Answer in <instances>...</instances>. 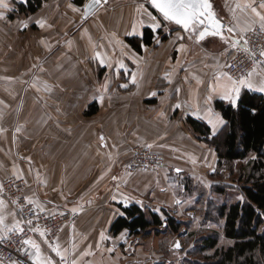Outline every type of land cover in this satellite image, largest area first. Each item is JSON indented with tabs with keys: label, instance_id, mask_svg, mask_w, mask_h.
Wrapping results in <instances>:
<instances>
[{
	"label": "crops",
	"instance_id": "1",
	"mask_svg": "<svg viewBox=\"0 0 264 264\" xmlns=\"http://www.w3.org/2000/svg\"><path fill=\"white\" fill-rule=\"evenodd\" d=\"M140 1L146 4L145 0ZM212 1L217 18L226 27L236 26L233 38L249 32L240 33L239 28L246 27L254 17L250 12L235 9L236 3L249 0ZM251 2L255 6L261 0ZM138 7L135 8L140 19L136 20L137 29L131 37H142L144 29L150 28L147 16L139 13ZM133 9L134 6H129L127 11L132 14ZM233 11L237 21L233 20ZM114 13L108 20L114 27L120 23L125 31L132 25L131 16L122 23L121 12ZM117 17L119 21L115 22ZM22 22L25 21L0 22V185L11 178L24 180L27 199L40 210L80 214L78 224L66 229L59 238L58 247L65 259L61 261L38 239L32 243L39 246V259L50 258L53 264H155L158 260L140 262L145 256L138 249L137 258L125 254L130 248V238L148 240L151 230L138 236L125 230L114 236L113 225L125 216L121 207L136 205L145 213L158 214L163 221L167 219L166 212L181 222L186 231L193 230L199 220L195 208L200 198L188 195L185 179L191 180L189 187L195 190L210 188L212 183L208 179L216 172L218 155L214 148L200 142L185 122L192 117L211 128L207 119L201 118L208 108L222 117L215 104L229 103L219 91L212 93L210 89L216 85L215 78L226 73L234 48L218 36H208L199 42L195 37L188 39L187 32L178 29L167 41L158 40L154 47H145L142 54L131 51L123 58H103L108 61L105 63L108 70L117 69L120 61L127 62L124 78L127 87L121 86L125 85L120 76L124 69L119 70V75L114 71L115 78L109 76L91 94L87 78L92 71L54 69L52 76L64 78L59 79L60 85L49 86L53 95H48L47 105H41L38 98L41 86L24 84L23 78L38 67L40 44L45 43L32 32L25 37ZM26 23L27 28L33 25L30 21ZM160 30L163 26L154 32ZM132 76L136 77L135 84ZM252 79H264V71H255ZM105 83L107 91L102 90ZM244 91L264 96L258 90L242 89L241 94ZM93 104L99 112L89 117L87 112ZM134 147H148L161 153L165 166L158 172L127 173L124 168L133 156ZM0 200L4 226L11 229L0 227L2 239L18 230L15 226L18 223L20 227L21 217L13 204L2 197ZM179 259H183L181 254ZM33 262L37 264L35 248Z\"/></svg>",
	"mask_w": 264,
	"mask_h": 264
},
{
	"label": "trees",
	"instance_id": "2",
	"mask_svg": "<svg viewBox=\"0 0 264 264\" xmlns=\"http://www.w3.org/2000/svg\"><path fill=\"white\" fill-rule=\"evenodd\" d=\"M76 4L82 7L84 1L77 0ZM42 5L43 0H29L27 4L19 6V13L36 14ZM151 11L158 15L154 9L151 8ZM159 37L164 42L170 36L162 30L156 33L146 28L142 37H128L126 41L136 53L142 54L145 47H154ZM215 109L226 121L223 129L215 136L202 121L188 117L185 123L200 142L214 148L218 155L217 171L211 178L215 179L217 174L225 175L226 171L231 178L239 170V190L244 199L231 205L218 206L210 199L211 211L215 209L213 212L216 217L206 212L204 220L206 223L223 222V228L221 231L191 232L186 240L193 238L196 244L180 261L183 264H264V96L244 91L238 106L218 101ZM98 112V106L93 104L87 115L90 117ZM190 183L187 181L186 186ZM214 190L224 194L223 189ZM121 209L125 216L113 225L114 236L125 230L131 236H138L159 228L178 235L183 227L181 222L166 212L164 215L167 219L163 221L158 214L145 213L136 205ZM223 238L230 244L222 245ZM177 262L165 258L155 264H180Z\"/></svg>",
	"mask_w": 264,
	"mask_h": 264
},
{
	"label": "rangeland",
	"instance_id": "3",
	"mask_svg": "<svg viewBox=\"0 0 264 264\" xmlns=\"http://www.w3.org/2000/svg\"><path fill=\"white\" fill-rule=\"evenodd\" d=\"M28 1L29 0H27V3ZM83 1L85 6L88 0ZM76 2L77 0H43L42 8L36 14H20L19 6L21 4H27L23 3L22 0H8L9 6L14 9V11L0 9V12H4V18L0 19V22L14 23L30 21L33 25L29 28H24L23 35L27 37L28 33L32 32V35L41 38V43L44 40L45 44H40L41 61L38 67L33 69L35 70L33 74L23 78L24 84L30 85L32 83H38L41 86V92L38 94L39 100L42 101L40 103H43L41 105H47V100H49L48 95H50V97L53 95L49 92L51 91L49 86L53 87V85H60L59 79L64 78L63 76H52V70L54 69L57 71L60 70L59 72L66 68H84L85 70L92 71V74L89 73L87 78L89 94L93 92L96 85H99L105 79H109V76H111L112 79L113 77L115 78V70H108L105 67V64L100 63V59L110 56H113V59H117V57L123 58L124 56H127L129 52L134 51L126 39L131 37L132 32H134V26L135 29H137L136 20L140 19L135 7L140 6L141 4L146 5V7L148 6L147 3L145 4L140 0H109L108 4L98 10L93 17L84 20V6L79 7ZM129 6H134L132 14L127 11ZM148 7L150 8V6ZM74 9H80V11ZM213 10L215 11L216 9L213 8ZM114 11L121 12L120 22L122 23L127 17L129 18V16H131L132 20L129 21H132L130 22L132 25L128 26L125 31L122 29L123 25L120 23H117V26L114 27L112 21L108 22V20H111L109 19V16L116 14ZM158 16L159 15H157V17ZM38 20L45 22L43 28L37 25L36 21ZM117 21H119L118 17L115 19V22ZM178 29L181 30L183 28L179 25L168 24L165 22L162 31H164L166 35L171 36ZM186 35L189 36V33H186ZM241 37L236 39L239 40ZM160 39L162 38L159 37V40ZM78 50H80V55H78ZM97 52L101 54V57H96ZM124 65L126 68L120 69H124L125 73L121 72L120 76L122 78V83L127 84V81L124 80L127 76V62H124ZM126 135L127 138H130L131 136L128 131L126 132ZM157 153L163 156L161 153ZM124 169L129 173L127 165ZM187 181L188 183L191 182V180L185 179L186 184ZM208 181H211L212 183L210 188L199 187L195 190L191 188V183L186 186L188 195H196L200 198V202L197 205L198 207L195 208L196 216L199 220L195 223L192 231L191 229L186 231L185 228H182V232L180 231L181 234L179 236L170 231L167 233L161 228L158 230L151 229L150 238L148 240L144 237L130 238L128 240V243L131 242L129 245L130 248H127L128 250L125 254L137 258L138 256H136V253L139 255L138 251H141L145 257L142 261H139L144 263L147 261L153 262L154 260L164 261L165 258L167 261H178L181 259H179L180 254L185 258L189 247L192 249L194 248V244H196V241L193 238L192 240H186L191 232L202 233L204 231H221L223 228V222L210 221L206 223L203 216H205L204 214L206 212H210L216 217L213 212L215 209L211 211V202L209 203L210 199H213V203L216 206L223 204L231 205L243 201L239 199V197L242 196L239 190L241 185L238 184L239 170L237 169L234 176L231 175V178L229 177L228 171H226L225 175L224 173L217 174L215 179L210 176ZM189 185L191 187H189ZM219 188L223 189L224 194L214 190ZM187 220L189 219H186V221ZM161 230L163 231L161 232ZM176 242H179L181 245L179 249L175 248ZM221 243L222 245L230 244L228 241L224 240V238ZM140 246L141 248H139ZM137 249L138 251H136ZM175 250L179 251L180 254L174 252ZM135 260L137 261V259ZM131 261L134 262L133 260ZM139 261L137 262L139 263ZM181 261L180 264H183Z\"/></svg>",
	"mask_w": 264,
	"mask_h": 264
},
{
	"label": "snow or ice",
	"instance_id": "4",
	"mask_svg": "<svg viewBox=\"0 0 264 264\" xmlns=\"http://www.w3.org/2000/svg\"><path fill=\"white\" fill-rule=\"evenodd\" d=\"M23 3H27V0H22ZM104 3L107 0H103ZM148 6L154 9L158 15H153L152 12L148 11V8L145 7L144 4H141L137 11L147 16L148 18V26L156 31L164 26V22L168 24L179 25L183 28V30L189 33L188 39H193L195 37L196 41H203L208 36L220 37L225 44H230L232 48H236L240 44V40L232 37V34L236 32V26H228L226 27L223 22L217 18L215 11L213 10V5L211 0H146ZM101 5V0H91L90 3L84 6L83 18L87 19L89 14H92L94 10ZM0 9H5L7 11H14L9 6L8 0H0ZM236 10L250 12L254 19L251 20L246 27L239 28L240 33H246L247 31H254L253 25L258 24L259 28L264 30V0L254 6V4L249 0L247 3H236ZM76 11H80V9H74ZM4 18V12H0V19ZM237 17L235 11H233V20L237 21ZM23 27L27 28L28 24L26 22H22ZM37 25L41 28L44 27L45 22L42 20L36 21ZM143 23V22H141ZM135 32V26L133 28ZM227 33L228 35H226ZM183 39V37H179ZM244 51L252 58L254 64H264V61H257L256 56L257 53L247 48L248 41L244 40ZM183 48V45H181ZM261 57H264V50L259 52ZM96 57H101L99 52L96 53ZM101 64L108 63L105 59H100ZM110 66V64H109ZM226 67H231V65H226ZM120 68H126L122 61L119 62V67L115 69V73L119 75ZM255 74V70L252 72H248L245 75H242L238 78H233L231 75L227 73H221L218 77H216V85L212 86L210 91L212 93H216L219 91L221 98L227 101L233 107L238 106V102L240 100V94L242 89L248 90H258L264 93V79L259 81H254L252 79ZM133 84L136 83V77L132 76ZM171 82V81H169ZM35 87V84L33 85ZM122 87H127V85H121ZM107 83L102 85V90L107 91ZM152 95H156V93H152ZM211 95H209L208 100H211ZM101 103H103V95L99 97ZM177 108L180 105H176ZM201 118L207 119L208 124L211 126L210 131L213 136L217 134L218 128L226 124V121L220 117L219 115L212 112L211 108L207 109L205 115ZM103 140V137H101ZM151 147V145H148ZM179 171V169L177 170ZM115 179V178H114ZM2 188V185H0ZM115 199V197H114ZM239 199L243 200L244 197L240 196ZM29 203H33V201L29 200ZM180 203V201H177ZM0 205H3V201L0 200ZM123 215V213H119ZM31 220L28 221V224H31ZM0 227H4L5 230L10 231L11 229H7L4 226V217L0 215ZM19 231H23L22 228L19 227V224L15 226ZM42 236L43 232L40 233ZM103 239V236L101 237ZM25 243H32L31 241H25ZM32 247L36 249V259L37 264H53V261L50 258H45L44 260H40V249L39 246L35 243H32ZM181 247L179 242H176L175 248L179 249ZM52 251L56 253L57 256L60 257V260L63 261L65 257L60 252L59 247H53Z\"/></svg>",
	"mask_w": 264,
	"mask_h": 264
},
{
	"label": "built area",
	"instance_id": "5",
	"mask_svg": "<svg viewBox=\"0 0 264 264\" xmlns=\"http://www.w3.org/2000/svg\"><path fill=\"white\" fill-rule=\"evenodd\" d=\"M90 1V0H88ZM254 31L247 32L242 36L240 44L234 48L233 54L228 61L226 73L233 78L252 72L253 70H263L264 64H254L252 58L243 49L244 40L248 41L247 48L257 53V61H264V57L259 55L264 50V30L259 26L254 27ZM2 136L0 133V145ZM163 156L148 147H137L133 151V156L127 164L129 172H158L165 166ZM26 192V182L15 178L7 179L0 188V197L8 200L15 206L21 217L20 228L23 231L9 232L0 239V264H34L33 248L31 243L25 241L43 240L52 249L58 246L62 233L78 224L80 214L73 211L45 212L29 203ZM31 220V224L28 221ZM43 232L42 236L40 233Z\"/></svg>",
	"mask_w": 264,
	"mask_h": 264
},
{
	"label": "water",
	"instance_id": "6",
	"mask_svg": "<svg viewBox=\"0 0 264 264\" xmlns=\"http://www.w3.org/2000/svg\"><path fill=\"white\" fill-rule=\"evenodd\" d=\"M90 2H91V0L88 1L87 4L90 3ZM108 2H109V0H107L106 3H104L103 0H101V5L98 6V7L94 10V12H93L92 14H89V16L87 17V19L93 17V16L96 14V12H97L98 10L102 9L106 4H108ZM83 19H84V18H83ZM87 19H84V20H87Z\"/></svg>",
	"mask_w": 264,
	"mask_h": 264
},
{
	"label": "bare ground",
	"instance_id": "7",
	"mask_svg": "<svg viewBox=\"0 0 264 264\" xmlns=\"http://www.w3.org/2000/svg\"><path fill=\"white\" fill-rule=\"evenodd\" d=\"M72 228V227H71Z\"/></svg>",
	"mask_w": 264,
	"mask_h": 264
}]
</instances>
